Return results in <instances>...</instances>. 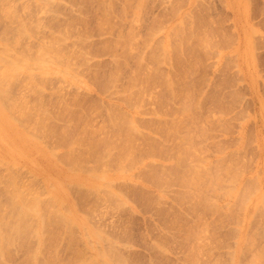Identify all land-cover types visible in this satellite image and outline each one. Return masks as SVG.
Here are the masks:
<instances>
[{
	"label": "rangeland",
	"instance_id": "1",
	"mask_svg": "<svg viewBox=\"0 0 264 264\" xmlns=\"http://www.w3.org/2000/svg\"><path fill=\"white\" fill-rule=\"evenodd\" d=\"M1 1L3 0H0V2ZM27 1L29 3H27ZM43 1L45 2V4L43 3ZM48 1L50 4H46ZM59 1L55 2L54 0H42L41 2L37 3L36 0H10L9 2H6V0H4L3 2L5 4L8 3L7 11L6 7H4L5 9L2 6L0 8L1 10L3 9V12L6 11L4 12L5 14H2L3 12H0L3 15L1 16L0 14V45L2 46L0 47V55H2L4 59L6 58V60L8 58L15 59L16 57L21 55L23 57H18L16 59L21 58L24 60L26 58V55L29 66L35 69L33 71L32 69L30 70L31 72L35 73H30V71L29 73L34 74L33 77L35 75L37 76L33 79V77L30 75L32 77L30 78V80L33 79V82H31L29 80V77H27L25 70H19L16 72L17 75L19 74L18 77L17 75H15L17 79L15 77L13 80H10V82L7 84L9 86L6 87V94H8L7 97H10L7 101L16 104V111L14 110L15 115H13L14 117L17 114V109H26L27 106H24L26 104H29L28 107H30L29 109L27 107V110H25L26 112H28V110L35 111H32L34 114L31 111L27 113L29 117L28 119H22V125L24 126H17L18 129L22 130L21 132L30 139V141L24 145L25 150L22 155L19 156L11 149L9 150L11 152L7 153L5 152L7 150L4 149L3 146H0V215L2 216L0 218L12 222V216H10V214L12 213L11 206L12 204H14L13 199L14 195L16 194H20V196H22V198L26 201H29L30 197L32 196V198L35 199L37 203L35 202V213L31 217L27 215L25 218V221L28 224V227L26 229L29 230V232L23 236L14 238L10 243L7 244V246L3 250V254L1 253L2 256L4 255L3 260L5 261L3 263L2 256H0V263L80 264L82 262V264H264V0H112L111 2H109L110 0H102V3L101 0H91V3L89 2L90 0H83V2L82 0ZM68 1H70L69 4L67 3ZM3 2V6H6ZM87 2H89L91 5H89V3L86 4ZM83 3H85L86 5ZM96 3L100 5H97ZM110 3L112 4V7ZM138 3L140 5V8L138 7ZM37 4L42 5V7L40 5V7L37 6ZM107 4L108 7H110L108 10ZM125 4H127V6H125ZM22 5L26 7V10ZM45 5L49 10L47 9V7L44 8ZM14 6L18 8V11L17 8L14 9ZM30 6H32L31 9ZM101 6L105 7L103 9L106 10L103 11ZM124 6L127 7V11L123 8ZM129 6L130 8H128ZM9 7L13 9H10ZM80 7L83 8L80 9ZM98 7L100 8V11L98 10ZM35 8L37 10H34ZM39 8H43V10H39ZM51 8L52 10H50ZM23 10L30 12L26 13ZM79 10H81V12ZM42 12L45 14L44 16ZM45 12H48L49 16H46ZM51 12L55 14H52L51 16L49 14ZM103 12L104 14H101ZM105 12L107 14H105ZM108 12L110 14L109 16ZM137 12L138 16L136 15ZM19 13L21 16H19L20 19L18 18ZM25 13L29 17H27ZM186 13L187 15H185ZM34 14H37L38 16ZM40 14L42 15L40 16ZM95 14H97L98 16ZM5 16L11 18H9V20L8 18H6L8 21L15 22L8 23L7 20L4 19ZM32 16L35 19L32 18ZM101 16H103V19L101 18ZM183 16H185L184 19L186 18V22L183 21ZM51 17L54 19H52ZM104 17H110L111 19L109 18L108 20V18ZM16 18H18V20ZM29 18H32V20ZM36 18L40 19V22ZM79 18H81V20ZM27 19L28 22H25L27 21ZM55 19L57 22L55 21ZM104 19L106 20V22L102 23V21L104 22ZM19 20H25L23 25L21 23L22 21L18 23ZM35 21H37L38 23ZM76 21L79 23H77ZM40 23H42V25L44 24L51 27L49 28L47 26H44L43 28ZM35 24L39 25L37 26ZM14 25H16V30L14 29ZM27 25L32 27H29ZM96 25L97 27H95ZM179 25L181 26L179 27ZM17 26H19V30ZM23 26L27 29L25 30ZM55 26L57 30L60 29L64 34L67 33V35L65 34V37L71 34L70 36H68L70 40L68 39V37L67 40L64 37V34L60 32V30H58L57 34L55 32L57 31L55 29ZM64 26L66 28H64ZM172 27H175L174 30L172 29ZM176 27L180 28L179 30H181V27H186V34H189V38L192 39L191 41H188V38L186 41L187 43H183L184 48L183 45L179 47L180 44H176L181 36V31L177 32L178 29ZM36 29L40 30L38 31ZM65 29L67 30L64 31ZM74 30L77 31L75 32ZM172 30L178 33V38L176 32L173 34L171 33L173 32ZM129 31L132 32H130V36L132 34V37L134 38V42L131 43L133 46H131L130 44L133 49L128 45L130 43L129 41L133 40L131 39L132 37L130 38L129 34H126L129 33ZM192 31L193 34L191 33ZM207 32L210 35L209 44L211 45L203 44V40L206 37L203 34H207ZM24 33H26V35ZM20 34H22L21 37ZM32 34L34 36H32ZM40 34H42V36ZM59 34L62 35V37ZM76 34L78 35L76 36ZM57 35H59L61 38H64L61 39ZM122 35H125L126 38L130 39H126L125 37H122ZM169 35H171V37L172 35L174 37L176 35L177 40H175V38L169 37ZM191 35H193V37H191ZM22 36H25V39ZM70 37L74 38L72 39ZM82 37L84 39H81ZM118 37H120L119 39L121 40H119ZM194 37L197 38V40H195ZM199 37H201V39ZM42 38L45 39V41ZM53 38L55 40L54 42L49 40H52ZM20 39H22L24 42H22ZM115 39L117 40V42L120 41L122 43L121 45L120 42L119 44L117 43L116 47L119 46V48L117 49L114 46L116 45ZM123 39H125L126 41L124 40L123 42ZM169 39H174L175 41H171ZM39 40H42V42H40ZM48 40L51 42L48 45L49 48L47 46L48 49H45V51L44 48L40 50V47H42L41 44L43 45V47L46 46L45 44H43V41L48 42ZM64 40L65 45L63 44ZM7 41H9L10 43L8 44ZM59 41H63V45L60 44ZM80 41L82 42L79 43ZM56 42L59 43V46ZM73 42H77V44H73ZM114 42L115 44L113 45ZM27 43H29V45L31 46L27 45ZM124 43L125 46H123ZM170 43H172L171 47H169ZM111 44L113 45V47L109 46ZM189 44L191 45L189 46ZM196 44H200L202 47L196 46ZM25 45H27V47ZM126 45L131 48H129V50L132 51L133 56L129 54L130 51H127L128 47L125 48ZM186 45L187 47H185ZM23 46H25L26 49H24ZM37 46L40 47L37 48ZM52 46L57 50V52L60 51L59 54H57V52L54 53V50H52ZM188 46H192L194 48L196 46V48H193L192 50V47L189 48ZM207 46H209L210 48H207ZM3 47H5V49L7 48L8 50L6 51H9V53L7 52V54H5L6 51H4ZM159 47L163 49L160 50L161 48ZM174 47L175 49L179 48L180 51L179 49H176L174 51ZM197 47L199 48L197 49ZM203 47L207 48V52L203 49ZM22 48L24 49V51ZM36 48L37 50L35 51ZM60 48L62 49V51ZM111 48H114V53ZM181 48L185 50L182 51ZM27 49L28 52L31 49H33L34 51L32 50L31 53H27ZM170 49L171 51L175 52H173L174 55L170 51ZM189 49H191L190 52ZM2 50L4 51L3 53H1ZM47 50L48 52H46ZM49 50L52 51L49 52ZM77 50L78 52L80 50H82L83 52L80 51L81 54L80 52L76 53ZM164 50V53H166V55L160 53H163ZM203 50L206 54L203 52ZM39 51L43 53L40 52L41 55L37 57V59H40L37 60L35 58L37 54L39 55ZM186 51H188V53ZM170 52L171 54H169ZM13 53L15 54L13 55ZM48 53H50L49 59L47 58ZM51 53L52 56H50ZM60 53H65L64 57L62 55L60 56ZM115 53L116 55H118L117 57H115ZM28 54H30V56L33 58V61H39L41 60L42 55L45 56L43 58L44 64L40 63L42 60L40 62L35 61L33 64V62H31L32 58ZM72 54L75 55V57L72 56ZM175 54H177V56L179 57H177ZM181 54H185L186 57ZM123 55L125 57H122ZM164 55L166 57H164ZM170 55H173L175 57H171ZM28 56L31 59L28 58ZM56 56L57 58H55ZM59 56L61 58L63 57V59H61ZM126 56H128V58ZM167 56L169 60H167ZM52 57L55 59H53ZM68 57L71 60H65L66 58L68 59ZM118 57H120L119 61L121 62L117 61ZM180 57H182L183 59ZM190 57L191 59L190 61H188ZM76 58L79 59L80 63L78 60H76ZM139 58L141 59L137 60ZM170 58H172V60ZM174 58H176L177 60ZM179 58L180 60L182 59L181 61L185 66L181 61H179ZM57 59H60V61H57V64L55 66V60ZM121 59H124L125 62ZM185 59L187 60V63L190 62L189 65L186 63ZM61 60L65 64L62 63ZM135 60L138 66L134 62ZM163 60H165L166 62ZM201 60L204 61L201 62ZM69 61L70 63H67L69 64L67 65L66 62ZM177 61L181 63L180 66V63L178 64ZM191 61L193 64L191 63ZM193 61L195 62V67ZM48 62L53 64H48ZM164 62L166 65L164 64ZM139 63L140 67L143 66L142 69L139 67ZM142 63L143 65H141ZM35 64L43 69L46 68L45 70H48L49 68L47 67H50L49 70H56V72L53 73L50 71L45 75H39L40 72L39 69H37L38 66L34 67L36 66ZM40 64L42 66H40ZM70 64L72 65L71 68ZM116 64L121 66V69L119 68V66H116ZM122 64L125 66H123ZM145 64L147 65V67L145 66ZM167 64L170 67H168ZM191 64L192 66H190ZM156 67L158 70L154 69ZM174 67H177V70ZM182 67H184V69ZM190 67L194 68L192 69ZM137 68H140L141 70H139L141 72L145 68L142 75H140L141 72L139 70H136ZM115 69H118L119 71ZM63 71L68 75L70 74V76H68ZM74 71H76L75 74ZM135 71H138L140 73H137L136 75ZM188 71H190L191 73ZM154 72L157 74H154ZM115 73L116 75L118 74V77L115 76ZM71 74L73 75L71 76ZM133 74L138 78L140 76H143V78H140L139 80L134 76V78L136 79L135 81L134 78L132 79ZM74 76L77 80L73 79ZM109 77H112V79L110 78L112 82H110L111 80L108 79ZM113 77L115 80L113 79ZM144 77L146 81L143 80ZM184 77L187 79H185ZM129 78L130 80L132 79V81H128ZM171 78L173 79L171 80ZM160 79L161 81H158ZM166 79L170 82L166 81ZM35 81L37 84L35 83ZM137 81L139 82L137 83ZM25 84L28 86L30 85L31 88H36L32 90L28 86L26 87ZM23 85L25 89L23 88ZM129 88L131 90H127ZM167 88H169L170 90ZM21 90L22 92L25 91V94L22 93ZM28 91L30 92V94H28ZM52 91L54 92V95ZM122 94H124V96ZM191 95H193L194 97H191ZM18 96L22 98H18ZM16 97L18 99H16ZM22 99L25 100L22 101ZM16 100H19L20 102H17ZM190 100H193L192 103ZM26 101L28 103H26ZM185 102L188 103L184 105ZM30 103H33L34 107H31ZM63 103L64 105L66 103L67 106L65 107ZM69 105L71 106L68 107ZM181 105L183 106V108H181ZM43 106L46 113L44 112V110L41 111L43 109ZM113 106L115 108H112ZM184 108L186 109V111L188 109V111H185V113ZM190 108H193V111H191V113L189 111L191 110ZM36 109H39L38 111L41 113H38ZM179 110H181V113ZM111 111L113 112V115ZM42 112H44L45 115L42 114ZM108 112L110 113L108 114ZM35 113H38L39 115ZM67 113H70L69 116ZM118 113L127 115L130 117V119L127 116H125L124 118V115H118ZM191 117L192 120H190ZM33 118L38 119L40 123L38 124V126H33L30 123L31 119ZM17 120L15 119V122H17ZM112 121L113 123H111ZM178 121L180 122V124L178 123ZM159 122H161V124H159ZM174 122L177 126L174 124ZM110 123L111 125L113 124V126H111ZM112 127L116 129H113ZM127 128H130L129 131ZM95 129H97V131ZM121 129H123V131ZM172 129L174 132H176L177 129V133H173L171 131ZM117 130L121 132V136L118 135L120 133ZM134 130H136V132L138 131L137 133L140 135L138 136L136 132H133ZM139 130L141 132L143 131L142 133L145 136L141 135ZM162 130L163 133H161ZM198 130L202 131V134ZM127 131L128 133L125 134ZM64 133H66V135ZM103 133L106 134L107 137ZM62 134H64V136ZM88 134L90 137L88 136ZM36 135L38 138L36 137ZM126 136H128L129 139ZM142 136L143 138H141ZM182 137L183 139L181 140L180 138ZM63 138H65L66 140ZM73 138H75L76 141ZM76 138H78L81 143ZM112 138H114L115 140ZM131 138L134 139V141H132ZM87 140L91 142H88ZM128 140L134 143H130V141L128 142ZM96 141L97 143L99 142V144H97ZM108 141L111 142L108 143ZM123 141H127L128 144L126 142V144L123 143ZM71 142L75 144H72ZM114 143L116 144V146L114 145ZM117 143L120 145H118ZM130 144H132L133 146L131 147ZM182 145L184 147H182L181 149ZM71 146L72 148L74 147L73 151L75 150V152L73 153ZM176 146L178 147V149L176 148ZM78 147L80 148L78 149ZM95 147H100V149H97ZM115 147L121 148H117V150ZM51 149H53V154L50 151ZM69 149H71V151ZM101 149L104 150L102 151ZM122 149L123 152L121 151ZM129 149L133 151L134 154H132V152H128L130 151ZM68 150L70 151V153ZM124 150L126 151L125 153ZM194 150L197 153H195ZM92 151L93 153H91ZM109 151L112 152L110 153ZM116 151H118V154ZM128 153H130V155ZM54 154H57L58 156H55ZM108 154L111 155L106 156ZM125 154H128L129 157L128 155L124 156ZM131 155L134 157L136 155V157L134 158ZM171 156L177 158L174 159L175 162L173 161ZM185 156L186 158H184ZM223 156H225L226 158ZM94 157L96 160L94 159ZM121 157L126 158L128 162H126V160L122 159ZM167 158L168 160L166 161ZM120 159L122 162L120 161ZM74 160H76L77 162ZM181 160L184 161L182 162ZM187 160L189 161L187 163H184ZM178 161L180 163L182 162L181 164H183L184 166L186 165V169L183 165L182 167H180L181 164ZM75 163L78 164L76 165ZM177 163L180 164V166ZM189 163H191V165H189ZM196 163L198 164L196 165ZM101 164H103V166ZM119 164H121L122 166H119ZM194 165H196L197 167ZM162 167L164 171L162 170ZM194 167L201 170L198 169L199 171H196V168ZM114 168H117V171ZM174 168L176 169L174 170ZM187 168L190 169L191 172H189ZM221 168H223V170ZM183 170L184 173L181 172ZM175 172L179 173L176 174ZM197 172H199L200 174H198ZM210 172L212 174H210ZM189 173L190 175L188 176ZM180 174L182 175L181 177ZM106 175L111 179H105L104 177H106ZM192 175L193 177H191ZM198 175H200L199 178ZM208 176L211 177L209 178ZM203 177L205 180L202 179ZM193 178L196 179L194 180ZM229 181H231L232 183H230ZM106 182L108 184H105ZM208 183H210L211 186ZM68 184H70V186ZM183 184L186 186H184ZM204 184L206 186H204ZM232 185H234V188ZM99 187L101 191L98 189ZM198 187L200 188V190ZM204 187L206 188V191ZM108 191L111 193H109ZM221 191H223L224 193ZM238 191H240V193ZM106 192L110 194V196ZM227 192L231 195H227ZM201 193H204L205 195H202ZM113 194L115 196H113ZM205 196H207V199H209L207 200ZM229 197L231 200L229 199ZM262 198L263 201H261ZM193 201L196 204L197 202L199 204L196 205ZM116 202L118 204H116ZM52 204L54 205L52 206ZM61 205L63 207H61ZM206 207L208 208V210ZM51 210H54L56 213H53V211L50 212ZM37 211H39V213ZM57 213L61 214L62 216L64 215L66 217L64 219L66 220H59V218L57 217ZM198 215H200V217H198ZM178 218L180 219V221ZM65 224L66 227L64 226ZM69 225L71 227H68ZM4 226L5 225H0V230H8V228L10 227ZM193 230L195 231V234ZM188 234H190L191 236ZM193 236H195L194 239ZM197 238H200V240ZM192 243L194 245H192ZM35 244L37 247L35 246ZM192 248L193 250L195 248V251H191ZM34 253H36L37 255H34ZM189 253L191 255H189ZM99 254L100 256H98ZM230 257H232V259ZM109 260H111L112 262Z\"/></svg>",
	"mask_w": 264,
	"mask_h": 264
},
{
	"label": "bare ground",
	"instance_id": "2",
	"mask_svg": "<svg viewBox=\"0 0 264 264\" xmlns=\"http://www.w3.org/2000/svg\"><path fill=\"white\" fill-rule=\"evenodd\" d=\"M3 1H4V0H3ZM3 1L0 2V8H1V6H2L3 8L6 7V11H7V6H8L7 4H8V3L5 4ZM9 1H10V0H8V1L6 0V2H9ZM14 1H15V0H14ZM29 1H33V0H29ZM36 1H37V3H38V2H41L42 0H41V1H40V0H39V1L36 0ZM51 1H53V0H51ZM54 1H55V2H58L59 0H58V1H57V0H54ZM62 1H63V0H62ZM73 1H75V0H73ZM76 1H77V0H76ZM111 1H112V0H110L109 2H111ZM114 1H116V0H114ZM117 1H118V0H117ZM131 1H132V0H131ZM2 2H3L4 5H6V6H3ZM17 2H18V1H17ZM59 2H60V1H59ZM69 2H70V1H68L67 3L69 4ZM82 2H83V0H82ZM89 2L91 3V0H90ZM89 2H87L86 4H88ZM106 2H107V1H106ZM127 2H128V1H127ZM127 2H125V3H127ZM11 3H12V1H11ZM13 3H14V2H13ZM19 3H20V2H19ZM27 3H29V2L27 1ZM35 3H36V2H35ZM43 3L45 4L44 1H43ZM43 3H42V4H43ZM53 3H54V2H53ZM71 3H74V2H71ZM76 3H77V2H76ZM90 3H89V5H91ZM101 3H102V0H101ZM112 3H113V2H112ZM140 3H141V2H140ZM1 4H2V5H1ZM23 4H24V3H23ZM46 4H50L49 1H48ZM54 4H55V3H54ZM83 4H85V3H83ZM86 4H85V5H86ZM93 4H94V3H93ZM96 4H97V3H96ZM110 4H111V3H110ZM110 4H109V5H110ZM142 4H143V3H142ZM34 5H35V4H34ZM39 5H40V4H39ZM39 5L37 4V6H39ZM51 5H52V4H51ZM56 5H57V4H56ZM56 5H55V6H56ZM60 5H61V4H60ZM60 5H59V7H60ZM79 5H80V4H79ZM79 5H78V6H79ZM97 5H100V4H97ZM101 5H102V4H101ZM123 5H124V4H123ZM11 6H13V5H11ZM22 6H23V5H22ZM25 6H26V2H25ZM25 6H23V8H24ZM32 6H33V5H32ZM32 6H30V9H31ZM37 6H36V7H37ZM40 6L42 7V5H40ZM40 6H39V7H40ZM66 6H67V5H66ZM87 6H88V5H87ZM95 6H96V5H95ZM103 6H104V5H103ZM125 6H127V4H125ZM125 6H124L123 8L126 10L127 7H125ZM132 6H133V5H132ZM139 6H140V5H139V3H138V7H139ZM19 7H20V6H19ZM45 7H47V6L45 5L44 8H45ZM59 7H58V8H59ZM74 7H75V6H74ZM99 7H100V6H99ZM99 7H98V8H99ZM101 7H102V6H101ZM107 7H108V4H107ZM111 7H112V4H111ZM134 7H135V6H134ZM138 7H137V8H138ZM9 8H10V9H13V8H11V7H9ZM9 8H8V9H9ZM15 8H17V7L14 6V9H15ZM28 8H29V7H28ZM55 8H57V7H55ZM78 8H79V7H78ZM81 8H83V7H80V9H81ZM103 8H105V7H102V9H103ZM109 8H110V7H108L107 10H108ZM128 8H130V6H129ZM139 8H140V7H139ZM171 8H172V7H171ZM4 9H5V8H4ZM24 9L26 10V7H25ZM47 9H48V7H47ZM47 9H46V11H47ZM111 9H112V8H111ZM25 10H23V11H25ZM32 10H33V9H32ZM34 10H37V9L35 8ZM39 10H43V8H42V9L39 8ZM48 10H49V9H48ZM50 10H52V8H51ZM73 10H74V9H73ZM96 10H97V8H96ZM98 10L100 11V8H99ZM105 10H106V9H105ZM105 10L103 9V11H105ZM129 10H130V9H129ZM133 10H134V9H133ZM136 10H138V9H136ZM6 11H4V12H6ZM17 11H18V8H17ZM19 11H20V9H19ZM55 11H56V10H55ZM55 11H54V12H55ZM60 11H61V10H60ZM79 11L81 12V10H79ZM110 11H111V10H110ZM123 11H124V10H123ZM126 11H127V10H126ZM178 11H179V10H178ZM0 12L2 13V12H3V9H2V10L0 9ZM4 12H3L2 14H5ZM25 12H26V13H29L30 11H29V12L25 11ZM37 12H38V11H37ZM37 12H36V13H37ZM48 12H50V11H48ZM48 12H47V13L45 12V13H46V16L48 15ZM57 12H58V11H57ZM62 12H63V11H62ZM80 12H79V13H80ZM101 12H102V10H101ZM1 13H0V14H1ZM26 13H25V14H26ZM34 13H35V12H34ZM42 13H43V12H42ZM55 13H56V12H55ZM55 13H52V12H51V13H49V14L52 16V14H55ZM77 13H78V11H77ZM95 13H96V12H95ZM98 13H99V12H98ZM112 13H113V12H112ZM112 13H111V14H112ZM123 13H124V12H123ZM129 13H130V12H129ZM2 14H1V16H3ZM6 14H7V13H6ZM58 14H59V13H58ZM63 14H64V13H63ZM75 14H76V13H75ZM101 14H104V12L101 13ZM105 14H107V13L105 12ZM121 14H122V13H121ZM26 15H27V14H26ZM26 15H25V16H26ZM34 15L38 16L37 14H34ZM41 15H42V14H40V16H41ZM44 15H45V14L43 13V16H44ZM56 15H57V14H56ZM78 15H79V14H78ZM95 15H97V14H95ZM109 15H110V14H109V12H108V16H109ZM133 15H134V14H133ZM136 15L138 16V12H137ZM141 15H142V14H141ZM185 15H187V13H186ZM16 16H17V15H16ZM19 16H20V13H19V15H18V18H19ZM30 16H31V14H30ZM48 16H49V15H48ZM61 16H63V15H61ZM97 16H98V15H97ZM105 16H106V15H105ZM111 16H112V15H111ZM137 16H136V17H137ZM20 17H21V16H20ZM27 17H29V16L27 15ZM102 17H103V16H101V18H102ZM184 17H185V16L182 17V18H183V21L186 20V18L184 19ZM6 18H8V17L5 16L4 19L7 20ZM9 18H10V17H9ZM9 18H8V20H9ZM18 18H16V19L18 20ZM32 18H34V17L32 16ZM32 18H29V19L32 20ZM51 18H52V17H51ZM54 18H55V16H54ZM54 18H52V19H54ZM56 18H57V17H56ZM65 18H66V17H65ZM85 18H86V17H85ZM104 18H108V17H104ZM109 18H110V17H109ZM109 18H108V20H109ZM182 18H181V21H182ZM194 18H195V17H194ZM10 19H11V18H10ZM14 19H15V18H14ZM19 19H20V18H19ZM34 19H35V18H34ZM36 19H37V18H36ZM75 19H76V18H75ZM79 19L81 20V18H79ZM79 19H78V20H79ZM82 19H83V18H82ZM102 19H103V18H102ZM110 19H111V18H110ZM125 19H126V18H125ZM129 19H130V17H129ZM131 19H132V18H131ZM134 19H135V18H134ZM188 19H189V18H188ZM8 20H7V22L9 23L10 21H8ZM37 20H39V22H40V19H37ZM83 20H84V19H83ZM99 20H100V19H99ZM108 20H107V21H108ZM211 20H212V19H211ZM21 21H22V20H19L18 23H20ZM24 21H25V20H24ZM24 21L21 22L22 25H23ZM55 21H56V19H55ZM84 21H85V20H84ZM96 21H97V20H96ZM101 21H102V20H101ZM181 21H180V23H181ZM196 21H197V20H196ZM4 22H5V21H4ZM14 22H15V21H14ZM14 22H10V23H14ZM25 22H28V19H27V21H25ZM35 22H37V21H35ZM41 22H42V21H41ZM56 22H57V21H56ZM76 22H77V21H76ZM80 22H81V21H80ZM105 22H106V20L104 19V22L102 21V23H105ZM140 22H141V21H140ZM185 22H186V21H185ZM194 22H195V21H194ZM210 22H211V21H210ZM29 23H30V22H29ZM32 23H33V22H32ZM32 23H31V24H32ZM37 23H38V22H37ZM62 23H63V22H62ZM69 23H70V20H69ZM77 23H79V22H77ZM111 23H112V22H111ZM136 23H137V22H136ZM157 23H159V22H157ZM182 23H183V22H182ZM27 24H28V23H27ZM40 24L42 25V23H40ZM74 24H75V23H74ZM80 24H81V23H80ZM83 24H85V23H83ZM97 24H98V23H97ZM112 24H113V23H112ZM129 24H130V23H129ZM195 24H196V23H195ZM201 24H202V23H201ZM8 25H9V24H8ZM11 25H13V24H11ZM25 25H26V24H25ZM35 25H37V24H35ZM38 25H39V24H38ZM38 25H37V26H38ZM52 25H53V24H52ZM54 25H56V24H54ZM58 25H59V24H58ZM60 25H61V24H60ZM71 25H72V22H71ZM99 25H100V24H99ZM99 25H98V27H99ZM133 25H134V24H133ZM138 25H139V24H138ZM176 25H177V24H176ZM182 25H183V24H182ZM186 25H187V23H186ZM9 26H10V25H9ZM15 26H16V25H14V29H15ZM27 26H29V25H27ZM42 26H43V28H44V26H47V25H44V24H43ZM42 26H40V27H42ZM66 26H67V25H66ZM73 26H74V25H73ZM73 26H72V27H73ZM75 26H76V25H75ZM85 26H86V25H85ZM180 26H181V25H179V27H180ZM21 27H22V26H21ZM23 27H24V26H23ZM29 27H32V26H29ZM47 27L50 28L51 26H47ZM57 27H58V26H57ZM62 27H63V26H62ZM95 27H97V25H96ZM187 27H188V26H187ZM192 27H193V26H192ZM17 28H18V30L20 29L19 26H17ZM24 28H25V30L27 29L26 27H24ZM49 28H47V29H49ZM52 28H53V27H52ZM60 28H61V27H60ZM64 28H66V27L64 26ZM73 28H74V27H73ZM73 28H72V29H73ZM78 28H79V27H78ZM174 28H175V27H174ZM174 28L172 27L173 30H174ZM176 28H177V27H176ZM185 28H186V27H181V30H179L180 28H177V29H178L177 32H180V31H181V32H180V34H181L180 39H178L179 41H178V42L176 41L177 43L175 42L176 44H180L179 47H181V46L183 45V43H187L186 41H187V39L189 38V36H188L189 34H186L187 29H185ZM40 29H41V28H40ZM40 29H39V30H40ZM55 29H56V26H55ZM68 29H69V28H68ZM111 29H112V28H111ZM191 29H192V28H191ZM2 30H3V29H2ZM15 30H16V29H15ZM29 30H30V29H29ZM34 30H35V28H34ZM36 30H38V29H36ZM39 30H38V31H39ZM49 30H51V29H49ZM56 30H57V29H56ZM58 30H60V29H58ZM58 30L55 31V32L57 33ZM66 30H67V29H65L64 31H66ZM70 30H71V29H70ZM173 30H172V31H173ZM175 30H176V29H175ZM185 30H186V31H185ZM206 30H207V29H206ZM41 31H43V30H41ZM71 31H72V30H71ZM74 31L76 32L77 30H74ZM108 31H109V30H108ZM159 31H160V30H159ZM189 31H190V30H189ZM16 32H17V31H16ZM16 32H14V33H16ZM28 32H29V31H28ZM52 32H54V31H52ZM52 32H51V33H52ZM60 32H61V30H60ZM67 32H68V31H67ZM69 32H70V31H69ZM91 32H92V31H91ZM103 32H104V31H103ZM127 32H128V31H127ZM130 32H131V31H129V33H126V34H129V36H130ZM157 32H158V31H157ZM169 32H170V31H169ZM175 32H176V31H173V32H171V33L173 34V33H175ZM177 32H176V34H177V38H178L179 36H178V33H177ZM33 33H34V32H33ZM37 33H38V32H37ZM37 33H36V34H37ZM61 33H63V32H61ZM71 33H72V32H71ZM108 33H109V32H108ZM131 33H132V32H131ZM154 33H155V32H154ZM189 33H190V32H189ZM191 33L193 34V31H192ZM203 33H204V32H203ZM24 34L26 35V33H24ZM27 34H28V33H27ZM36 34H35V35H36ZM38 34H39V33H38ZM57 34H58V33H57ZM63 34H64V33H63ZM65 34L67 35V33H65ZM65 34H64V37L66 36ZM73 34H74V33H73ZM110 34H111V32H110ZM126 34H125V35H126ZM1 35H2V34H1ZM21 35H22V34H20V37H21ZM40 35L42 36V34H40ZM59 35H60V34H59ZM59 35H57V36H59ZM70 35H71V34H70ZM70 35H68V36H70ZM77 35H78V34H76V36H77ZM125 35H124V36L122 35V37H125ZM203 35L206 36L205 39L203 40V44H205V45H206V44H209V40H210V35H209V33L207 32V34H203ZM2 36H3V35H2ZM18 36H19V34H18ZM32 36H34V35L32 34ZM32 36H31V38H32ZM53 36H54V33H53ZM60 36L62 37V35H60ZM60 36H59V37H60ZM68 36H67V37H68ZM73 36H74V35H73ZM81 36H82V35H81ZM81 36H78V37H81ZM22 37H23V36H22ZM24 37H25V36H24ZM24 37H23V38H24ZM28 37H30V36H28ZM28 37H27V38H28ZM36 37H37V36H36ZM51 37H52V36H51ZM61 37H60V38H61ZM64 37H63V38H64ZM67 37H65V38L67 39ZM120 37H121V36H120ZM120 37H118V39H119ZM122 37H121V38H122ZM127 37H128V36H127ZM131 37H132V34H131L130 38H131ZM169 37H171V35H169ZM191 37H193V35H191ZM195 37H197V36H195ZM195 37H194V39L197 40V38H195ZM213 37H214V36H213ZM45 38H46V36H45ZM57 38H58V37H57ZM60 38H59V39H60ZM63 38H61V39H63ZM70 38H72V37H70ZM73 38H74V37H73ZM73 38H72V39H73ZM125 38H126V37H125ZM130 38H126V39H130ZM136 38H137V37H136ZM140 38H141V37H140ZM171 38H175V40H177V39H176V35H175V37L172 35ZM199 38L201 39V37H199ZM199 38H198V39H199ZM24 39H25V38H24ZM42 39H43V38H42ZM68 39H69V37H68ZM68 39H67V40H68ZM81 39H84V38L82 37ZM131 39H133V40H130V41H129V42H130V43L128 44L129 46H130L131 43L134 42V38L132 37ZM194 39H193V40H194ZM6 40H7V39H6ZM20 40H21L22 42H24L22 39H20ZM20 40H19V41H20ZM28 40H29V39H28ZM32 40H33V39H32ZM36 40H37V38H36ZM43 40L45 41V39H43ZM46 40H47V38H46ZM49 40L52 41V42L55 41L54 38H53L52 40H51V39H49ZM49 40H48L49 43L43 41V44L46 45V46L44 45L45 47H43V45L41 44L42 47L37 46V48L40 47V50L44 48V51H45V49H48V48H49L48 45L51 43ZM56 40H57V39H56ZM69 40H70V39H69ZM115 40H116V39H115ZM119 40H121V39H119ZM124 40H125V39H123V42H124ZM169 40H171V39H169ZM172 40L175 41L174 39H172ZM172 40H171V41H172ZM191 40H192V39L189 38L188 41H191ZM195 40H194V41H195ZM9 41H10V40H9ZM9 41H7L8 44L10 43ZM30 41H31V39H30ZM39 41L42 42V40H39ZM74 41H75V40H74ZM82 41H84V40H82ZM82 41H80L79 43H81ZM125 41H126V40H125ZM194 41H193V43H194ZM4 42H5V39H4ZM4 42H3V43H4ZM26 42H27V41H26ZM32 42H34V41H32ZM59 42H60V44L63 43V41H59ZM71 42H72V41H71ZM77 42H78V40H77ZM77 42H76V43L73 42V44H77ZM115 42H116V45H114ZM115 42L113 43V45L116 47V46H117V43L119 44L120 41L117 42V40H116ZM199 42H200V41H199ZM46 43H47V44H46ZM56 43H58V42H56ZM125 43H126V42H125ZM125 43H124L123 46H125ZM127 43H128V42H127ZM144 43H145V42H144ZM146 43H147V42H146ZM153 43H154V42H153ZM161 43H162V42H161ZM188 43H189V42H188ZM6 44H7V43H6ZM63 44L65 45V40H64V43H63ZM63 44H62V45H63ZM69 44H70V43H69ZM69 44H68V45H69ZM121 44H122V43L120 42V45H121ZM171 44H172V43H170V46H169V47H171ZM176 44H175V45H176ZM200 44H201V43H200ZM200 44H199V45L196 44V46H201L202 44H201V45H200ZM2 45H3V44H2ZM11 45H12V44H11ZM27 45H29V43H27ZM27 45H25V46L27 47ZM33 45H34V44H33ZM33 45H32V46H33ZM56 45H57V44H56ZM56 45H53V46H56ZM113 45L111 44V45H109V46H112V47H113ZM160 45H161V44H160ZM190 45H191V44H189V46H190ZM193 45H195V44H193ZM193 45H192V46H193ZM209 45H211V44H209ZM25 46H23L24 49H26ZM29 46H31V45H29ZM47 46H48V48H47ZM53 46H52V50H54V53H55V52H57V50L54 49ZM58 46H59V43H58ZM69 46H70V45H69ZM80 46H81V45H80ZM84 46H85V45H84ZM123 46H122V47H123ZM131 46H133V45L131 44ZM131 46H130V47H131ZM147 46H148V45H147ZM189 46H188V47H189ZM192 46H191V47H192ZM196 46H195V48H196ZM0 47H2V46L0 45ZM21 47H22V46H21ZM78 47H79V44H78ZM127 47H128V46L126 45L125 48H127ZM130 47H128L127 51H130V50H129ZM134 47H135V46H134ZM161 47H162V46H161ZM161 47H159V48H161ZM185 47H187V45H186ZM191 47H189V48H191ZM201 47H202V46H201ZM201 47H200V49H201ZM3 48H4V51L8 50L7 48L5 49V47H3ZM10 48H11V47H10ZM10 48H9V49H10ZM29 48H31V47H29ZM29 48H28V49H29ZM34 48H35V47H34ZM37 48L35 49V51L37 50ZM50 48H51V45H50ZM61 48H62V46H61ZM61 48H60V49H61ZM70 48H71V47H70ZM105 48H107V47H105ZM105 48H103V49H105ZM117 48H119V46L116 47V49H117ZM120 48H121V47H120ZM131 48L133 49V47H131ZM131 48H130V49H131ZM153 48H154V46H153ZM183 48H184V45H183ZM183 48H181L182 51L185 50V49H183ZM193 48H194V47H192V50H193ZM195 48H194V49H195ZM198 48H199V47H197V49H198ZM205 48H206V47H203V49L206 51L207 48H210V47L207 46V48H206V49H205ZM22 49H23V48H22ZM24 49H23V51H24ZM28 49H27V53H29V52L31 53V51L33 50V49H31V50L28 52ZM63 49H65V48H63ZM80 49H81V48H80ZM86 49H87V48H86ZM111 49H112V51H113L114 48H111ZM116 49H115V50H116ZM123 49H124V48H123ZM123 49H122V50H123ZM138 49H139V48H138ZM148 49H149V48H148ZM162 49H163V48H161L160 50H162ZM164 49H165V48H164ZM176 49H177V48H176ZM176 49H175V47H174V51H175ZM178 49H179V48H178ZM178 49H177V50H178ZM214 49H215V48H214ZM0 50H1V49H0ZM11 50H12V49H11ZM20 50H21V49H20ZM38 50H39V49H38ZM52 50H51V51H52ZM55 50H56V51H55ZM58 50H59V47H58ZM73 50H74V49H73ZM75 50H76V49H75ZM136 50H137V49H136ZM166 50H167V49H166ZM186 50H187V49H186ZM204 50H203V52H204ZM4 51L2 50L1 53H3ZM16 51H18V50H16ZM33 51H34V50H33ZM51 51L49 50V52H51ZM61 51H62V49H61ZM71 51H72V50H71ZM80 51H82V50H80ZM80 51H79V52H80ZM123 51H124V50H123ZM125 51H126V49H125ZM168 51H169V50H168ZM168 51H167V53H168ZM170 51H171V49H170ZM174 51H171V52L173 53ZM179 51H180V49H179ZM182 51H181V52H182ZM190 51H191V49H189V52H190ZM209 51H210V50H209ZM7 52L9 53V51H6L5 54H7ZM18 52H19V51H18ZM40 52H41V51H39V55H38V54L36 55V58L34 57L35 59H37V57L41 55ZM46 52H48V50H47ZM59 52H60V51H59ZM59 52H57V54H59ZM63 52H65V51H63ZM73 52H74V51H73ZM77 52H78V50L76 51V53H77ZM79 52H78V53H79ZM82 52H83V51H82ZM116 52H117V51H116ZM164 52H165V50L163 51V53H162V52H160V53L166 55V53H164ZM171 52H170L169 54H171ZM186 52L188 53V51H186ZM186 52H185V54H186ZM203 52H202V53H203ZM206 52H207V51H206ZM19 53H21V52H19ZM23 53H24V52H23ZM35 53H37V52H35ZM41 53H43V52H41ZM52 53H53V52H52ZM52 53H51L50 56H52ZM61 53H62V52H61ZM61 53H60V56L62 55V56L64 57V54H65V53H63V54H61ZM66 53H67V52H66ZM71 53H72V52H71ZM71 53H70V54H71ZM76 53H74V54H76ZM86 53H87V52H86ZM110 53H111V52H110ZM110 53H109V54H110ZM113 53H114V51H113ZM125 53H126V52H125ZM174 53H175V52H174ZM174 53H173V55H174ZM177 53H178V52H177ZM204 53H205V52H204ZM208 53H209V52H208ZM14 54H15V53H13V55H14ZM49 54H50V53H48V57H47L48 59H49ZM70 54H68V55H70ZM80 54H81V52H80ZM84 54H85V53H84ZM129 54H131V55L133 56L132 51H130ZM169 54H168V55H169ZM185 54H184V55L181 54V55H183L184 57H186ZM205 54H206V53H205ZM3 55H4V54H3ZM8 55H9V54H8ZM8 55H7V56H8ZM18 55H21V54H18ZM28 55L30 56V54H28ZM45 55H46V53H45ZM53 55H54V54H53ZM55 55H56V54H55ZM66 55H67V54H66ZM66 55H65V56H66ZM78 55H79V54H78ZM82 55H83V54H82ZM82 55H81V56H82ZM98 55H99V54H98ZM125 55H126V54H125ZM165 55H164V57H166ZM173 55H172V56L170 55V56H171V57H175V56H173ZM175 55L177 56V54H175ZM178 55H179V54H178ZM188 55H189V54H188ZM192 55H193V54H192ZM192 55H191V56H192ZM5 56H6V55H5ZM11 56H12V55H11ZM11 56H10V57H11ZM15 56H17V55H15ZM29 56H28V58L31 57V56H30V57H29ZM34 56H35V54H34ZM42 56H43V55H42ZM42 56H41V60H42V61H41V60L37 61V60L40 59V58H38L37 60H35V59H34V60H35L36 62H40V61H41L40 63H41V64H44V63H43V60H44L43 58H44L45 56H43V57H42ZM60 56H59V57H60ZM72 56L75 57V55H73V54H72ZM76 56H77V55H76ZM117 56H118V55H116V53H115V57H117ZM128 56H130V55H128ZM128 56H126V57L128 58ZM141 56H142V55H141ZM162 56H163V55H162ZM170 56H169V57H170ZM201 56H202V55H201ZM205 56H206V55H205ZM8 57H9V56H8ZM18 57H23V56L21 55V56H18ZM18 57H16V58H18ZM25 57L27 58L26 55H25ZM25 57H24V58H25ZM59 57H58V58H59ZM63 57H62V58L60 57V58L63 59ZM77 57H78V56H77ZM122 57H125V56L123 55ZM122 57H121V58H122ZM177 57H179V56H177ZM16 58H15V59H14V58H12V59H11V58H8V59L6 60V58L4 59V58L2 57V55H0V146H3V148L7 150V151H5V152H7V153H8V152H11V151H9V150L11 149V150H13L14 152H16L19 156H21L22 153H23L24 150H25L24 145H25L26 143H28V142L30 141V139H29L24 133H22V132H21L22 130H19L18 127L24 126V125H22V119H24V118H25V119H28L29 117H28V114H27V113H29L31 110H30V111L28 110V112L25 111V110H27V107L29 106V104H28V105L26 104V103H28V102L26 101V103H24V104H26V105H24V106H25V107L27 106L26 109H21V110L17 109V114H16V116L14 117L13 115H15L14 110H15V108H16V104L7 101L8 98H10V97H7L8 94H6V92H7V91H6V87L9 86V85H7V84L10 82V80H13V79L16 77L15 75H17V74H16L17 71H19V70H20V71H21V70H25V72H26V74H27V77H29V80H30V78H32L33 75H34V74H30V73H35V72H31L30 70L32 69V71H33V70H35V69H34V68H31V67L29 66V63H28V61H27L26 58H25L24 60L21 59V58H20V59H16ZM31 58H32V57H31ZM31 58H30V59H31ZM52 58H53V57H52ZM55 58H57V56H56ZM55 58H53V59H55ZM81 58H83V57H81ZM81 58H80V59H81ZM85 58H86V57H85ZM133 58H134V57H133ZM133 58H132V59H133ZM136 58H137V57H136ZM167 58H168V56H167ZM167 58H166V59H167ZM180 58H182V57H180ZM180 58H179V61H181V60L183 59V58H182V59L180 60ZM69 59H70V58L68 57V59L66 58L65 60L68 61ZM130 59H131V58H130ZM134 59H135V58H134ZM140 59H141V58H139V59H137V60H140ZM147 59H149V58H147ZM162 59H164V58H162ZM170 59L172 60V58H170ZM174 59H176V58H174ZM187 59H188V58H187ZM190 59H191V57L189 58L188 61H190ZM208 59H209V58H208ZM25 60H26V61H25ZM70 60H71V59H70ZM73 60H74V59H73ZM76 60L79 61V59H77V58H76ZM113 60H114V59H113ZM119 60H120V57H118V60H117V61H119ZM121 60L124 61V59H121ZM125 60H127V59H125ZM167 60H169V58H168ZM176 60H177V59H176ZM185 60H186V59H185ZM29 61H30V60H29ZM35 61H33V58H32V61H31V62H33V64H34ZM45 61H46V60H45ZM45 61H44V62H45ZM57 61H60V59H59V60H58V59L55 60V62H56V63L54 62V63H55V66H56V64H57ZM81 61H82V60H81ZM115 61H116V60H115ZM128 61H129V59H128ZM161 61H162V60H161ZM163 61H165V60H163ZM183 61H184V60H183ZM202 61H204V60H201V62H202ZM51 62H52V61H51ZM61 62L64 63L62 60H61ZM72 62H74V61H72ZM119 62H121V61H119ZM124 62H125V61H124ZM124 62H123V63H124ZM134 62L136 63V60H135ZM138 62H139V61H138ZM140 62H141V61H140ZM142 62H144V61H142ZM149 62H150V61H149ZM153 62H154V61H153ZM158 62H159V61H158ZM165 62H166V61H165ZM165 62H164V64H165ZM175 62H176V61H175ZM181 62H182V61H181ZM193 62H194V61H193ZM49 63H50V62H48V64H49ZM67 63H70V61H69V62H66V64H67ZM76 63H77V62H76ZM79 63H80V61H79ZM82 63H83V62H82ZM115 63H116V62H115ZM115 63H114V65H115ZM151 63H152V62H151ZM161 63H162V62H161ZM161 63H160V64H161ZM177 63L179 64L180 62L177 61ZM186 63H187V60H186ZM186 63H185V64H186ZM191 63H192V61H191ZM31 64H32V63H31ZM41 64H40V66H42ZM48 64H47V65H48ZM50 64L52 65L53 63H50ZM59 64H60V62H59ZM64 64H65V63H64ZM64 64H62V65H64ZM72 64H73V63H72ZM117 64H119V63H117ZM117 64H116V66H119V65H117ZM136 64H137V63H136ZM158 64H159V63H158ZM168 64H169V62H168ZM168 64H167V66H168ZM175 64H176V63H175ZM182 64H183V62H182ZM187 64L189 65L190 62L187 63ZM192 64H193V63H192ZM192 64H191L190 66H192ZM198 64H199V63H198ZM200 64H201V63H200ZM35 65H36V66H34V65H33V66H34V67H37V66H38L37 64H35ZM45 65H46V64H45ZM67 65H69V64H67ZM122 65H123V64H122ZM141 65H143V63H142ZM165 65H166V64H165ZM171 65H172V64H171ZM180 65H181V63L179 64V66H180ZM183 65H184V64H183ZM183 65H182V66H183ZM60 66H61V64H60ZM71 66H72V65L70 64V68H71ZM80 66H81V65H80ZM116 66H115V67H116ZM123 66H125V65H123ZM123 66H122V67H123ZM137 66H138V64H137ZM145 66L147 67L146 64H145ZM163 66H164V65H163ZM173 66H176V65H173ZM184 66H185V65H184ZM197 66H198V65H197ZM197 66H196V67H197ZM201 66H202V65H201ZM43 67H44V66H43ZM53 67H54V65H53ZM82 67H83V66H82ZM86 67H87V66H86ZM139 67H140V63H139ZM142 67H143V66H141L140 68L142 69ZM148 67H149V66H148ZM168 67H170V66H168ZM194 67H195V62H194ZM194 67H193V68H194ZM47 68L50 69V67H47ZM63 68H64V67H63ZM70 68H69V69H70ZM72 68H73V67H72ZM83 68H84V67H83ZM117 68H118V67H117ZM119 68L121 69V66H119ZM119 68H118V69H119ZM140 68H139V69H140ZM151 68H152V66H151ZM174 68H175V67H174ZM176 68H177V67H176ZM176 68H175V69H176ZM179 68H180V67H179ZM179 68H178V69H179ZM182 68L184 69V67H182ZM186 68H187V67H186ZM190 68H192V67H190ZM193 68H192V69H193ZM37 69H39V72H40L39 75H41V74L45 75L47 72H50V71L53 72V73L56 72V70H55V71H53V70H49V69H48V70H45L46 68L43 69V68H41V67H39V66L37 67ZM65 69H66V68H65ZM65 69H64V70H65ZM94 69H95V68H94ZM118 69H115V70H118ZM122 69H123V68H122ZM139 69L137 68L136 70H139ZM141 69H140V70H141ZM144 69H145V68H144ZM144 69L142 70V72L139 70L141 73L138 72V71H137V72L135 71V72H136V75H137V73H140V75H142ZM154 69H157V67L154 68ZM67 70H68V69H67ZM67 70H66V71H67ZM113 70H114V69H113ZM150 70H151V69H150ZM157 70H158V69H157ZM169 70H171V69H169ZM176 70H177V69H176ZM176 70H175V71H176ZM185 70H186V69H185ZM188 70H189V69H188ZM29 71H30V73H29ZM118 71H119V70H118ZM120 71H121V70H120ZM147 71H148V69H147ZM162 71H163V70H162ZM162 71H161V73H162ZM195 71H196V70H195ZM23 72H24V71H23ZM23 72H22V73H23ZM25 72H24V73H25ZM39 72H38V73H39ZM61 72H62V70H61ZM63 72H64V71H63ZM84 72H85V71H84ZM89 72H90V71H89ZM110 72H112V71H110ZM115 72H116V71H115ZM121 72H122V71H121ZM121 72H120V73H121ZM145 72H146V71H145ZM155 72H156V70H155ZM155 72H154V74H157V73H155ZM171 72H172V71H171ZM171 72H169V73H171ZM176 72H177V71H176ZM180 72H181V71H180ZM188 72H190V71H188ZM188 72H187V73H188ZM64 73H66V72H64ZM64 73H63V74H64ZM70 73H71V72H70ZM75 73H76V71H74V74H75ZM85 73H86V72H85ZM112 73H114V72H112ZM117 73H119V72H117ZM152 73H153V72H152ZM178 73H179V72H178ZM178 73H177V74H178ZM182 73H183V72H182ZM184 73H185V71H184ZM190 73H191V72H190ZM20 74H21V73H20ZM66 74H67V73H66ZM83 74H84V73H83ZM93 74H94V73H93ZM97 74H98V73H97ZM145 74H146V73H145ZM195 74H196V73H195ZM18 75H19V74H18ZM18 75H17V77H18ZM22 75H23V74H22ZM24 75H25V74H24ZM30 75H31L32 77H31ZM39 75H38V76H39ZM67 75H68V74H67ZM72 75H73V74H71V76H72ZM79 75H80V74H79ZM81 75H82V74H81ZM95 75H96V74H95ZM125 75H126V74H125ZM131 75H132V74H131ZM136 75L133 74L132 79L134 78V76L137 77ZM179 75H181V74H179ZM185 75H186V74H185ZM68 76H70V74H69ZM100 76H101V75H100ZM110 76H111V75H110ZM112 76H113V74H112ZM115 76L118 77V74L116 75V73H115ZM115 76H114V77H115ZM157 76H158V75H157ZM167 76H168V75H167ZM173 76H174V75H173ZM177 76H178V75H177ZM183 76H184V75H183ZM17 77H16V79H17ZM34 77H37V76L35 75ZM34 77H33V79H34ZM39 77H40V76H39ZM41 77H44V76H41ZM77 77H79V76H77ZM82 77H83V76H82ZM104 77H105V76H104ZM114 77H113V79H114ZM153 77H154V76H153ZM155 77H156V76H155ZM158 77H159V76H158ZM178 77H179V76H178ZM188 77H189V76H188ZM71 78H73V77H71ZM110 78L112 79V77H109L108 79L111 80ZM127 78H128V77H127ZM137 78H138V77H137ZM140 78H143V76H142V77L140 76L138 79L140 80ZM146 78H147V77H146ZM162 78H163V77H162ZM162 78H161V79H162ZM165 78H166V77H165ZM182 78H183V77H182ZM184 78H185V77H184ZM16 79H15V80H16ZM18 79H20V78H18ZM33 79H32V80H33ZM68 79H69V78H68ZM73 79H74V80L76 79L75 76H74ZM79 79H80V78H79ZM132 79L130 80V78H129L128 81H129V80L132 81ZM134 79H135V78H134ZM138 79H137V80H138ZM151 79H152V78H151ZM158 79H159V78H158ZM161 79L158 80V81H161ZM163 79H164V78H163ZM172 79H173V78H171V80H172ZM175 79H176V78H175ZM185 79H187V78H185ZM32 80H30V81L33 82ZM76 80H77V79H76ZM94 80H95V79H94ZM114 80H115V79H114ZM116 80H118V79H116ZM143 80L146 81L145 77H144ZM148 80H149V79H148ZM155 80H156V79H155ZM30 81H28V82H30ZM79 81H80V80H79ZM104 81H105V80H104ZM133 81H134V80H133ZM135 81H136V79H135ZM135 81H134V82H135ZM141 81H142V80H141ZM153 81H154V80H153ZM153 81H152V82H153ZM166 81H168V80L166 79ZM200 81H201V80H200ZM13 82H15V81H13ZM16 82H17V81H16ZM80 82H81V81H80ZM80 82H79V83H80ZM108 82H109V81H108ZM110 82H112V80H111ZM118 82H119V81H118ZM138 82H139V81H137V83H138ZM168 82H170V81H168ZM179 82H180V81H179ZM186 82H187V81H186ZM35 83H36V81H35ZM64 83H65V82H64ZM69 83H70V82H69ZM69 83H68V84H69ZM130 83H131V82H130ZM135 83H136V82H135ZM161 83H162V82H161ZM18 84H19V83H18ZM33 84H34V83H33ZM36 84H37V83H36ZM66 84H67V83H66ZM70 84H71V83H70ZM111 84H112V83H111ZM132 84H133V83H132ZM132 84H131V85H132ZM163 84H164V82H163ZM163 84H162V85H163ZM170 84H171V83H170ZM19 85H20V84H19ZM21 85H22V84H21ZM25 85H26V84H25ZM63 85H65V84H63ZM81 85H82V84H81ZM139 85H140V84H139ZM139 85H138V86H139ZM165 85H167V84H165ZM172 85H173V84H172ZM189 85H190V84H189ZM27 86H28V85H26V87H27ZM32 86H33V85H32ZM37 86H38V85H37ZM109 86H110V85H109ZM134 86H135V85H134ZM153 86H154V85H153ZM160 86H161V84H160ZM168 86H169V84H168ZM170 86H171V85H170ZM173 86H174V85H173ZM28 87L31 88L30 85H29ZM33 87H34V86H33ZM154 87H155V86H154ZM164 87H165V86H164ZM166 87H167V86H166ZM193 87H194V86H193ZM17 88H18V87H17ZM23 88L25 89L24 85H23ZM29 88H28V89H29ZM35 88H36V87H35ZM35 88H31V89L33 90V89H35ZM137 88H138V87H137ZM142 88H143V87H142ZM144 88H145V87H144ZM187 88H188V87H187ZM26 89H27V88H26ZM110 89H111V88H110ZM146 89H147V87H146ZM150 89H151V88H150ZM163 89H164V88H163ZM167 89H169V88H167ZM167 89H166V90H167ZM172 89H173V88H172ZM177 89H178V87H177ZM8 90H9V88H8ZM32 90H31V91H32ZM41 90H42V89H41ZM127 90H131V89L129 88V89H127ZM127 90H126V92H127ZM169 90H170V89H169ZM174 90H175V89H174ZM36 91H39V90H36ZM36 91H35V92H36ZM42 91H43V90H42ZM42 91H41V92H42ZM54 91H55V90H54ZM73 91H74V90H73ZM17 92H19V91H17ZM21 92H22V90H21ZM21 92H20V93H21ZM24 92H25V91H24ZM24 92H22V93H24ZM32 92H33V91H32ZM52 92H53V91H52ZM52 92H51V93H52ZM117 92H118V90H117ZM119 92H120V91H119ZM170 92H172V91H170ZM9 93H10V92H9ZM22 93H21V94H22ZM26 93H27V90H26ZM60 93H61V92H60ZM68 93H69V92H68ZM122 93H123V92H122ZM129 93H131V92H129ZM164 93H165V92H164ZM174 93H175V92H174ZM197 93H198V92H197ZM10 94H11V93H10ZM24 94H25V93H24ZM28 94H30L29 91H28ZM31 94H32V93H31ZM33 94H34V93H33ZM55 94H56V93H55ZM120 94H121V93H120ZM126 94H127V93H126ZM171 94H172V93H171ZM190 94H191V92H190ZM195 94H196V93H195ZM11 95H12V94H11ZM35 95H37V94H35ZM49 95H50V94H49ZM53 95H54V92H53ZM122 95L124 96V94H122ZM130 95H131V94H130ZM134 95H135V94H134ZM154 95H155V94H154ZM172 95H173V94H172ZM174 95H175V94H174ZM179 95H180V94H179ZM21 96H22V95H21ZM38 96H39V95H38ZM75 96H76V95H75ZM132 96H133V95H132ZM141 96H142V95H141ZM145 96H146V95H145ZM175 96H176V95H175ZM175 96H174V97H175ZM184 96H185V95H184ZM188 96H189V95H188ZM192 96H193V95H191V97H192ZM29 97H30V96H29ZM40 97H41V96H40ZM62 97H63V96H62ZM116 97H117V96H116ZM129 97H130V96H129ZM139 97H140V96H139ZM157 97H158V96H157ZM171 97H172V96H171ZM174 97H173V98H174ZM193 97H194V96H193ZM11 98H12V97H11ZM18 98H22V97H19V96H18ZM18 98L16 97V99H18ZM57 98H58V97H57ZM130 98H131V97H130ZM135 98H136V97H135ZM159 98H160V97H159ZM175 98H176V97H175ZM178 98H179V97H178ZM188 98H189V97H188ZM53 99H54V98H53ZM55 99H56V98H55ZM124 99H125V98H124ZM141 99H142V98H141ZM154 99H155V98H154ZM221 99H222V98H221ZM23 100H25V99H22V101H23ZM27 100H28V99H27ZM38 100H39V99H38ZM60 100H61V99H60ZM77 100H78V99H77ZM77 100H76V101H77ZM132 100H133V98H132ZM134 100H135V99H134ZM158 100H159V99H158ZM186 100H187V99H186ZM186 100H185V101H186ZM197 100H198V99H197ZM10 101H11V100H10ZM16 101H17V100H16ZM41 101H42V100H41ZM171 101H172V100H171ZM190 101H191V100H190ZM192 101H193V100H192ZM192 101H191V103H192ZM17 102H20V101L18 100ZM130 102H131V101H130ZM156 102H157V101H156ZM188 102H189V101H188ZM188 102H185V104H184V103H183V104L186 105V103H188ZM33 103H34V102H33ZM33 103H32V104L30 103V104H31V105H30L31 107L34 105ZM40 103H42V102H40ZM50 103H51V102H50ZM60 103H61V102H60ZM92 103H93V102H92ZM99 103H100V102H99ZM126 103H127V102H126ZM136 103H137V102H136ZM194 103H195V102H194ZM22 104H23V103H22ZM38 104H39V103H38ZM134 104H135V103H134ZM141 104H142V102H141ZM59 105H60V104H59ZM63 105H64V103H63ZM77 105H78V104H77ZM108 105H109V104H108ZM132 105H133V104H132ZM162 105H163V104H162ZM162 105H161V106H162ZM174 105H176V104H174ZM189 105H191V104H189ZM54 106H55V103H54ZM64 106L66 107L67 104L65 103ZM70 106H71V105H69L68 107H70ZM137 106H138V105H137ZM181 106H182V105H181ZM181 106H180V107H181ZM187 106H188V105H187ZM193 106H194V105H193ZM33 107H34V106H33ZM35 107H36V106H35ZM40 107H41V106H40ZM40 107H39V108H40ZM56 107H57V106H56ZM58 107H59V106H58ZM68 107H67V109H68ZM81 107H82V106H81ZM84 107H85V106H84ZM94 107H95V106H94ZM164 107H165V106H164ZM189 107H190V106H189ZM194 107H195V106H194ZM194 107H193V108H194ZM197 107H198V104H197ZM199 107H200V106H199ZM29 108H30V107H28V109H29ZM37 108H38V106H37ZM73 108H74V107H73ZM97 108H98V107H97ZM112 108H115V107L113 106ZM129 108H130V107H129ZM156 108H157V107H156ZM181 108H183V106H182ZM193 108H190V109H191V110H189L190 113H191V111H193V110H192ZM195 108H196V107H195ZM32 109H34V108H32ZM41 109H42V108H41ZM41 109H40V110H41ZM44 109H45V108H44V106H43V109H42L41 111H43ZM65 109H66V108H65ZM117 109H118V108H117ZM184 109H185V108H184ZM36 110L38 111L39 109H36ZM98 110H100V109H98ZM98 110H96V111H98ZM109 110H110V109H109ZM118 110H119V109H118ZM121 110H122V109H121ZM140 110H141V109H140ZM153 110H154V109H153ZM158 110H159V109H158ZM173 110H174V109H173ZM181 110H182V109H181ZM181 110H179L180 113H181ZM15 111H16V110H15ZM32 111L34 112L35 110H32ZM32 111H31V112H32ZM37 111H36V112H37ZM58 111H59V110H58ZM69 111H70V110H69ZM114 111H115V110H114ZM138 111H139V110H138ZM185 111H186V109L184 110V113H185ZM187 111H188V109H187ZM187 111H186V112H187ZM33 112H32V113H33ZM44 112H45V110H44ZM44 112H42V114H44ZM111 112H112V111H111ZM200 112H201V110H200ZM38 113H41V112L38 111ZM38 113H35V114L39 115ZM45 113H46V112H45ZM58 113H59V112H58ZM94 113H95V112H94ZM109 113H110V112H108V114H109ZM123 113H124V112H123ZM182 113H183V112H182ZM193 113H194V112H193ZM197 113H198V112H197ZM33 114H34V113H33ZM67 114H68V113H67ZM69 114H70V113H69ZM69 114H68V116H69ZM119 114H120V113H118V115H119ZM121 114H122V113H121ZM121 114H120V115H121ZM125 114H126V113H125ZM175 114H176V113H175ZM195 114H196V113H195ZM37 115H36V116H37ZM44 115H45V114H44ZM44 115H43V116H44ZM55 115H56V114H55ZM112 115H113V112H112ZM123 115H124V114H122V116H123ZM140 115H141V114H140ZM144 115H145V114H144ZM162 115H163V114H162ZM190 115H191V114H190ZM47 116H48V115H47ZM49 116H50V115H49ZM52 116H53V115H52ZM72 116H74V115H72ZM72 116H70V117H72ZM109 116H110V115H109ZM125 116H127V115H124V118H125ZM165 116H167V115H165ZM197 116H198V115H197ZM55 117H56V116H55ZM77 117H78V116H77ZM106 117H107V116H106ZM110 117H111V116H110ZM110 117H109V118H110ZM113 117H114V116H113ZM127 117L130 119L129 116H127ZM178 117H179V116H178ZM187 117H188V116H187ZM187 117H186V118H187ZM199 117H200V116H199ZM209 117H210V116H209ZM217 117H218V116H217ZM17 118H18V120H17ZM37 118H38V117H37ZM107 118H108V117H107ZM154 118H155V117H154ZM188 118H189V117H188ZM188 118H187V119H188ZM195 118H196V117H195ZM215 118H216V117H215ZM10 119H11L13 122H12ZM15 119L17 120V122H15ZM52 119H53V118H52ZM59 119H60V118H59ZM71 119H72V118H71ZM110 119H111V118H110ZM129 119H128V120H129ZM159 119H160V118H159ZM172 119H174V118H172ZM46 120H47V119H46ZM53 120H54V119H53ZM105 120H106V119H105ZM120 120H121V119H120ZM123 120H124V119H123ZM131 120H132V119H131ZM163 120H165V119H163ZM190 120H192V117H191ZM49 121H51V120H49ZM60 121H61V120H60ZM60 121H58V122H60ZM62 121H63V120H62ZM67 121H68V120H67ZM118 121H119V120H118ZM118 121H117V122H118ZM125 121H126V120H125ZM129 121H130V120H129ZM134 121H135V120H134ZM145 121H146V119H145ZM156 121H157V120H156ZM172 121H173V120H172ZM131 122H133V121H131ZM192 122H193V121H192ZM30 123H31L33 126H38V124H40L39 121H38V119H36V118L31 119V122H30ZM65 123H66V121H65ZM69 123H70V122H69ZM108 123H109V122H108ZM111 123H113V121H112ZM111 123H110V125H111ZM115 123H116V122H115ZM124 123H125V122H124ZM153 123H154V122H153ZM176 123H177V121H176ZM178 123L180 124L179 121H178ZM43 124H44V123H43ZM58 124H59V123H58ZM86 124H87V123H86ZM105 124H106V122H105ZM116 124H117V123H116ZM118 124H119V123H118ZM122 124H123V123H122ZM131 124H133V123H131ZM134 124H135V122H134ZM159 124H161V122H159ZM164 124H165V123H164ZM174 124H175V122H174ZM181 124H182V123H181ZM184 124H185V123H184ZM172 125H173V124H172ZM175 125H176V124H175ZM191 125H192V124H191ZM193 125H194V124H193ZM17 126H18V127H17ZM25 126H26V125H25ZM43 126H44V125H43ZM84 126H85V125H84ZM111 126H113V124H112ZM118 126H119V125H118ZM127 126H128V125H127ZM176 126H177V125H176ZM195 126H196V124H195ZM195 126H194V127H195ZM198 126H199V125H198ZM67 127H68V126H67ZM89 127H90V125H89ZM123 127H126V126H123ZM132 127H133V126H132ZM149 127H150V126H149ZM162 127H163V126H162ZM170 127H171V126H170ZM187 127H188V126H187ZM46 128H47V127H46ZM112 128H113V129H116V128H114V127H112ZM117 128H118V127H117ZM119 128H120V127H119ZM121 128H122V127H121ZM155 128H156V127H155ZM157 128H158V127H157ZM174 128H176V127H174ZM197 128H198V127H197ZM47 129H48V128H47ZM98 129H99V128H98ZM127 129H128V128H127ZM129 129H130V128H129ZM129 129H128V131H129ZM136 129H137V128H136ZM160 129H161V128H160ZM191 129H192V128H191ZM198 129H199V128H198ZM81 130H82V129H81ZM95 130L97 131V129H95ZM110 130H111V128H110ZM118 130H119V129H118ZM118 130H117V131H118ZM121 130L123 131V129H121ZM137 130H138V129H137ZM152 130H153V129H152ZM195 130H196V129H195ZM62 131H64V130H62ZM108 131H109V130H108ZM113 131H114V130H113ZM124 131H125V130H124ZM128 131H127L125 134H127ZM149 131H150V129H149ZM171 131H172L173 133H177V129H176V132H174L173 129H172ZM193 131H194V130H193ZM198 131H200V130H198ZM26 132H27V131H26ZM26 132H25V133H26ZM44 132H45V131H44ZM46 132H47V131H46ZM71 132H72V131H71ZM73 132H74V131H73ZM78 132H79V131H78ZM118 132H119V131H118ZM118 132H117V133H118ZM133 132H136V130H134ZM137 132H138V131H137ZM137 132H136V134H138ZM139 132L141 133V135H143V133H142L143 131L141 132V131L139 130ZM145 132H146V131H145ZM167 132H168V129H167ZM167 132H166V133H167ZM201 132H202V131H200V133H201ZM204 132H205V131H204ZM207 132H208V131H207ZM41 133H42V132H41ZM47 133H48V132H47ZM95 133H96V132H95ZM119 133H120V134H118V135L121 136V132H119ZM153 133H154V132H153ZM159 133H160V132H159ZM161 133H163V130H162ZM164 133H165V131H164ZM169 133H171V132H169ZM187 133H188V132H187ZM36 134H37V133H36ZM64 134L66 135V133H64ZM64 134H62V135L64 136ZM72 134H73V133H72ZM81 134H82V133H81ZM85 134H86V133H85ZM91 134H92V133H91ZM97 134H98V133H97ZM103 134H104V133H103ZM110 134H111V133H110ZM185 134H186V133H185ZM201 134H202V133H201ZM60 135H61V134H60ZM60 135H59V136H60ZM69 135H70V134H69ZM94 135H95V134H94ZM101 135H102V134H101ZM104 135L106 136V134H104ZM114 135H115V134H114ZM123 135H124V134H123ZM134 135H135V134H134ZM139 135H140V134H138V136H139ZM179 135H181V134H179ZM30 136H31V135H30ZM32 136H33V135H32ZM42 136H43V135H42ZM46 136H48V135H46ZM54 136H55V134H54ZM56 136H57V135H56ZM86 136H87V135H86ZM88 136H89V134H88ZM91 136H92V135H91ZM99 136H100V135H99ZM109 136H110V135H109ZM129 136H130V135H129ZM143 136H145V135H143ZM143 136H142L141 138H143ZM158 136H159V135H158ZM187 136H188V134H187ZM187 136H186V137H187ZM189 136H190V134H189ZM193 136H194V134H193ZM195 136H196V135H195ZM34 137H35V136H34ZM36 137H37V135H36ZM60 137H61V136H60ZM89 137H90V136H89ZM101 137H102V136H101ZM106 137H107V136H106ZM122 137H124V136H122ZM126 137L129 139L128 136H126ZM134 137H135V136H134ZM150 137H151V136H150ZM37 138H38V137H37ZM37 138H36V139H37ZM66 138H67V137H66ZM71 138H72V137H71ZM71 138H70V139H71ZM81 138H82V136H81ZM92 138H93V137H92ZM98 138H99V137H98ZM114 138H115V137H114ZM114 138H112V139H114ZM118 138H121V137H118ZM127 138H126V139H127ZM148 138H149V137H148ZM153 138H154V137H153ZM165 138H166V137H165ZM172 138H173V137H172ZM184 138H185V137H184ZM63 139H65V138H63ZM73 139L75 140V138H73ZM76 139H78V138H76ZM84 139H85V138H84ZM84 139H83V140H84ZM94 139H95V138H94ZM104 139H105V138H104ZM108 139H109V137H108ZM108 139H107V140H108ZM115 139H116V138H115ZM115 139H114V140H115ZM124 139H125V138H124ZM131 139H132V138H131ZM131 139H130V140H131ZM150 139H151V138H150ZM161 139H162V138H161ZM178 139H179V138H178ZM180 139L182 140L183 137L180 138ZM188 139H189V138H188ZM197 139H198V138H197ZM197 139H196V140H197ZM200 139H201V138H200ZM44 140H45V139H44ZM46 140H47V139H46ZM65 140H66V139H65ZM67 140H68V139H67ZM78 140H79V139H78ZM85 140H86V139H85ZM85 140H84V141H85ZM90 140H91V139H90ZM107 140H106V143H107ZM117 140H118V139H117ZM121 140H122V139H121ZM130 140H128V142H129ZM152 140H153V139H152ZM152 140H150V141H152ZM164 140H165V139H164ZM194 140H195V139H194ZM63 141H64V140H63ZM71 141H73V140H71ZM75 141H76V140H75ZM87 141H88V142H91V141H89V140H87ZM97 141H98V139H97ZM97 141H96V143H97ZM101 141H102V140H101ZM101 141H100V142H101ZM132 141H134V139H132ZM132 141H130V143H131ZM138 141H139V140H138ZM143 141H144V140H143ZM154 141H155V140H154ZM159 141H160V140H159ZM162 141H163V140H162ZM183 141H184V140H183ZM192 141H193V140H192ZM64 142H65V141H64ZM77 142H78V141H77ZM79 142L81 143L80 140H79ZM109 142H111V141H108V143H109ZM117 142H118V141H117ZM119 142H120V141H119ZM125 142L127 143V141H125ZM125 142L123 141V143H125ZM157 142H158V140H157ZM170 142H171V141H170ZM181 142H182V141H181ZM184 142H185V141H184ZM42 143H43V142H42ZM71 143H72V142H71ZM71 143H70V144H71ZM80 143H79V144H80ZM115 143H116V141H115ZM115 143H114V145L116 146ZM120 143H121V142H120ZM126 143H125V144H126ZM132 143H134V142H132ZM147 143H148V142H147ZM150 143H151V142H150ZM177 143H178V140H177ZM193 143H194V142H193ZM237 143H238V142H237ZM61 144H62V143H61ZM72 144H75V143H72ZM76 144H77V143H76ZM79 144H78V145H79ZM92 144H93V142H92ZM92 144H91V146H92ZM97 144H99V142H98ZM117 144H118V143H117ZM127 144H128V143H127ZM141 144H142V143H141ZM145 144H146V143H145ZM145 144H144V146H145ZM151 144H152V143H151ZM179 144H180V143H179ZM181 144H182V143H181ZM108 145H110V144H108ZM118 145H120V144H118ZM130 145H131V147L133 146L132 144H130ZM136 145H137V144H136ZM193 145H195V144H193ZM69 146H70V145H69ZM89 146H90V144H89ZM94 146H95V145H94ZM126 146H127V145H126ZM126 146H124V147H126ZM152 146H153V145H152ZM160 146H161V145H160ZM163 146H164V143H163ZM179 146H180V145H179ZM100 147H101V146H100ZM100 147H99V148H98V147H95V148L100 149ZM103 147H104V145H103ZM127 147H128V146H127ZM135 147H136V146H135ZM150 147H151V146H150ZM182 147H184V146L182 145V146H181V149H182ZM69 148H70V147H69ZM71 148H72V146H71ZM79 148H80V147H78V149H79ZM115 148H116V147H115ZM117 148H121V147H117ZM117 148H116V149H117ZM133 148H134V147H133ZM136 148H137V147H136ZM141 148H142V147H141ZM153 148H154V147H153ZM174 148H175V147H174ZM176 148L178 149L177 146H176ZM201 148H202V147H201ZM201 148H200V150H201ZM64 149H65V148H64ZM73 149H74V147L72 148V153L75 152V150L73 151ZM93 149H94V148H93ZM107 149H108V148H107ZM113 149H114V148H113ZM130 149H131V148H130ZM130 149H129V150H130ZM134 149H135V148H134ZM69 150L71 151V149H69ZM69 150H68V151H69ZM95 150H96V149H95ZM101 150H102V149H101ZM103 150H104V149H103ZM103 150H102V151H103ZM105 150H106V149H105ZM117 150H118V149H117ZM119 150H120V149H119ZM137 150H138V149H137ZM140 150H141V149H140ZM143 150H144V149H143ZM149 150H150V149H149ZM153 150H154V149H153ZM164 150H165V149H164ZM179 150H180V148H179ZM184 150H185V149H184ZM50 151H51V153L53 154V152H52L53 149H51ZM70 151H69V153H70ZM99 151H100V150H99ZM121 151L123 152V149H122ZM158 151H159V149H158ZM187 151H188V150H187ZM191 151H192V150H191ZM109 152H110V151H109ZM111 152H112V151H111ZM111 152H110V153H111ZM113 152H114V151H113ZM116 152H117V154H118V151H116ZM125 152H126V151L124 150V153H125ZM128 152H132V154H134L133 151H131V150L128 151ZM143 152H144V151H143ZM161 152H162V151H161ZM165 152H167V151H165ZM184 152H185V151H184ZM194 152L197 153L195 150H194ZM221 152H222V151H221ZM12 153H13V152H12ZM69 153H68V154H69ZM82 153H83V152H82ZM91 153H93V151H92ZM97 153H99V152H97ZM103 153H104V152H103ZM107 153H108V151H107ZM137 153H139V152H137ZM174 153H175V152H174ZM192 153H193V152H192ZM235 153H236V152H235ZM79 154H80V153H79ZM95 154H96V153H95ZM121 154H122V153H121ZM128 154L130 155V153H128ZM128 154H125L124 156H126V155H128ZM140 154H141V153H140ZM147 154H148V153H147ZM151 154H152V153H151ZM153 154H155V153H153ZM176 154H178V153H176ZM179 154H180V152H179ZM54 155H55V154H54ZM56 155H57V154H56ZM56 155H55V156H56ZM69 155H70V154H69ZM73 155H74V154H73ZM92 155H93V154H92ZM98 155H99V154H98ZM98 155H97V156H98ZM109 155H111V154H108V155H106V156H109ZM129 155H128V157H129ZM142 155H143V154H142ZM145 155H146V154H145ZM183 155H184V154H183ZM1 156H2V155H1ZM57 156H58V155H57ZM87 156H88V155H87ZM104 156H105V155H104ZM104 156H103V157H104ZM116 156H117V155H116ZM122 156H123V155H122ZM131 156H132V155H131ZM131 156H130V157H131ZM138 156H139V155H138ZM154 156H155V155H154ZM169 156H170V154H169ZM174 156H175V155H174ZM187 156H188V155H187ZM191 156H192V155H191ZM231 156H232V155H231ZM231 156H230V157H231ZM83 157H84V156H83ZM88 157H89V156H88ZM114 157H115V156H114ZM132 157H134V156H132ZM132 157H131V158H132ZM135 157H136V155H135ZM135 157H134V158H135ZM146 157H147V156H146ZM160 157H161V156H160ZM171 157H172V156H171ZM176 157H177V156H176ZM178 157H179V156H178ZM192 157H193V156H192ZM223 157H225V156H223ZM74 158H75V157H74ZM85 158H86V157H85ZM109 158H110V157H109ZM121 158H122V157H121ZM139 158H140V157H139ZM144 158H145V157H144ZM164 158H166V157H164ZM179 158H180V157H179ZM182 158H183V157H182ZM184 158H186V156H185ZM189 158H190V157H189ZM225 158H226V157H225ZM55 159H56V157H55ZM76 159H77V158H76ZM80 159H81V158H80ZM89 159H90V158H89ZM94 159H95V157H94ZM97 159H98V157H97ZM101 159H102V158H101ZM103 159H104V158H103ZM113 159H114V158H113ZM122 159H125V160H126V158H122ZM129 159H130V158H129ZM169 159H170V158H169ZM172 159H173V161L175 162L174 159H177V158L172 157ZM187 159H188V158H187ZM190 159H191V158H190ZM7 160H8V159H7ZM71 160H72V159H71ZM95 160H96V159H95ZM132 160H133V159H132ZM167 160H168V158L166 159V161H167ZM170 160H171V159H170ZM179 160H180V159H179ZM193 160H194V159H193ZM193 160H192V161H193ZM205 160H206V159H205ZM229 160H230V159H229ZM11 161H12V160H11ZM74 161H76V160H74ZM74 161H73V162H74ZM120 161H121V159H120ZM130 161H131V160H130ZM181 161H182V160H181ZM183 161H184V160H183ZM183 161H182V162H183ZM188 161H189V160H187V161L184 162V163H187ZM190 161H191V160H190ZM217 161H218V160H217ZM13 162H15V161H13ZM76 162H77V161H76ZM97 162H98V161H97ZM99 162H100V161H99ZM102 162H103V161H102ZM118 162H119V161H118ZM121 162H122V161H121ZM126 162H128V160H126ZM178 162H179V161H178ZM182 162H181V163H182ZM205 162H206V161H205ZM207 162H208V160H207ZM220 162H221V161H220ZM230 162H231V161H230ZM92 163H93V162H92ZM104 163H105V162H104ZM139 163H140V162H139ZM150 163H151V161H150ZM153 163H154V162H153ZM153 163H152V164H153ZM172 163H173V162H172ZM179 163H180V162H179ZM181 163H180V164H181ZM191 163H192V162H191ZM191 163H189V165H191ZM203 163H204V162H203ZM232 163H233V162H232ZM232 163H231V164H232ZM72 164H74V163H72ZM75 164H76V163H75ZM77 164H78V163H77ZM77 164H76V165H77ZM98 164H99V163H98ZM132 164H133V163H132ZM173 164H174V163H173ZM177 164H178V163H177ZM180 164H178V165L180 166ZM193 164H195V163H193ZM193 164H192V165H193ZM197 164H198V163H196V165H197ZM199 164H201V163H199ZM212 164H213V163H212ZM212 164H211V165H212ZM8 165H9V164H8ZM70 165H71V164H70ZM80 165H81V164H80ZM99 165H100V164H99ZM101 165L103 166V164H101ZM160 165H161V164H160ZM160 165H159V166H160ZM174 165H175V164H174ZM182 165H183V164H181L180 167H182ZM196 165H194V166H196ZM228 165H229V164H228ZM73 166H74V165H73ZM107 166H109V165H107ZM119 166H122V165L119 164ZM156 166H157V165H156ZM183 166H184V165H183ZM185 166H186V165H185ZM185 166H184V167H185ZM0 167H1V166H0ZM98 167H99V166H98ZM100 167H101V166H100ZM126 167H127V166H126ZM133 167H134V166H133ZM143 167H145V166H143ZM163 167H164V166H163ZM163 167H162V170L164 171ZM169 167H170V166H169ZM180 167H179V168H180ZM190 167H191V166H190ZM196 167H197V166H196ZM196 167H194V168H196ZM198 167H199V165H198ZM201 167H203V166H201ZM232 167H233V166H232ZM78 168H79V167H78ZM111 168H112V167H111ZM127 168H128V167H127ZM151 168H152V167H151ZM153 168H154V167H153ZM156 168H158V167H156ZM177 168H178V167H177ZM188 168H189V167H188ZM188 168H187V170H189V172H191L190 169H188ZM208 168H209V167H208ZM229 168H230V167H229ZM0 169H1V168H0ZM109 169H110V168H109ZM114 169H115V168H114ZM116 169H117V168H116ZM116 169H115V170H116ZM124 169H125V168H124ZM175 169H176V168H174V170H175ZM185 169H186V167H185ZM191 169H192V168H191ZM198 169H199V168H198ZM198 169L196 168L195 170L197 171ZM206 169H207V168H206ZM221 169L223 170V168H221ZM226 169H227V168H226ZM226 169H225V170H226ZM98 170H99V169H98ZM101 170H102V169H101ZM106 170H107V169H106ZM115 170H114V171H115ZM131 170H132V169H131ZM159 170H160V168H159ZM171 170H172V169H171ZM195 170H194V171H195ZM199 170H201V169H199ZM199 170H198V171H199ZM210 170H211V169H210ZM228 170H229V169H228ZM99 171H100V170H99ZM104 171H105V170H104ZM111 171H113V170H111ZM116 171H117V170H116ZM123 171H127V170H123ZM185 171H186V170H185ZM194 171H192V172H194ZM196 171H195V172H196ZM202 171H203V170H202ZM208 171H209V169H208ZM94 172H95V171H94ZM102 172H103V171H102ZM107 172H108V171H107ZM155 172H157V171H155ZM166 172H167V171H166ZM170 172H171V171H170ZM181 172L184 173V170L181 171ZM225 172H228V171H225ZM120 173H121V172H120ZM159 173H160V172H159ZM171 173H172V172H171ZM175 173H176V172H175ZM178 173H179V172H178ZM178 173H176V174H178ZM197 173L200 174L199 172H197ZM4 174H5V173H4ZM145 174H146V173H145ZM160 174H161V173H160ZM163 174H164V173H163ZM186 174H187V173H186ZM201 174H202V172H201ZM203 174H204V173H203ZM210 174H212V173L210 172ZM183 175H184V174H183ZM189 175H190V173L188 174V176H189ZM195 175H196V173H195ZM205 175H206V173H205ZM217 175H218V174H217ZM2 176H3V175H2ZM151 176H152V175H151ZM159 176H160V175H159ZM159 176H158V177H159ZM163 176H164V175H163ZM181 176H182V175L180 174V177H181ZM93 177H94V176H93ZM102 177H103V175H102ZM184 177H186V176H184ZM191 177H193V175H192ZM199 177H200V175H198V178H199ZM201 177H202V176H201ZM205 177H206V176H205ZM208 177H209V176H208ZM210 177H211V176H210ZM210 177H209V178H210ZM216 177H217V176H216ZM226 177H228V176H226ZM1 178H2V177H1ZM7 178H8V177H7ZM104 178H105V179H106V178H107V179H111V178H110L109 176H107V175H106V177H104ZM159 178H160V177H159ZM167 178H169V177H167ZM172 178H173V177H172ZM177 178H178V177H177ZM177 178H175V179H177ZM182 178H183V177H182ZM97 179H99V178H97ZM102 179H103V178H102ZM164 179H165V178H164ZM186 179H188V178H186ZM193 179H194V178H193ZM195 179H196V178H195ZM195 179H194V180H195ZM200 179H201V178H200ZM200 179H199V180H200ZM202 179H204V177H203ZM207 179H208V178H207ZM207 179H206V180H207ZM212 179H213V178H212ZM220 179H221V178H220ZM225 179H226V178H225ZM7 180H8V179H7ZM182 180H183V179H182ZM204 180H205V179H204ZM222 180H223V179H222ZM163 181H164V180H163ZM180 181H181V180H180ZM192 181H193V180H192ZM213 181H214V180H213ZM232 181H235V180H232ZM237 181H238V180H237ZM0 182H1V181H0ZM194 182H195V181H194ZM204 182H205V181H204ZM208 182H209V181H208ZM223 182H224V181H223ZM229 182L232 183L231 181H229ZM254 182H255V181H254ZM111 183H112V182H111ZM195 183H196V182H195ZM198 183H199V182H198ZM221 183H222V182H221ZM256 183H257V182H256ZM256 183H255V184H256ZM13 184H15V183H13ZM105 184H108V183L106 182ZM126 184H127V183H126ZM200 184H201V183H200ZM208 184L210 185V183H208ZM212 184H213V183H212ZM223 184H225V183H223ZM233 184H234V183H233ZM68 185L70 186V184H68ZM110 185H111V184H110ZM112 185H113V184H112ZM135 185H136V184H135ZM181 185H182V184H181ZM183 185H184V184H183ZM214 185H215V184H214ZM217 185H218V184H217ZM227 185H229V184H227ZM243 185H244V184H243ZM69 186H68V187H69ZM104 186H105V185H104ZM122 186H123V185H122ZM138 186H139V185H138ZM184 186H186V185H184ZM195 186H196V185H195ZM201 186H202V185H201ZM204 186H206V185L204 184ZM210 186H211V185H210ZM215 186H216V185H215ZM223 186H224V185H223ZM232 186H233V188H234V185H232ZM256 186H257V185H256ZM51 187H52V185H51ZM68 187H67V188H68ZM71 187H72V186H71ZM71 187H70V188H71ZM74 187H75V186H74ZM96 187H97V186H96ZM135 187H136V186H135ZM171 187H172V186H171ZM192 187H193V186H192ZM246 187H247V186H246ZM8 188H9V187H8ZM79 188H80V187H79ZM188 188H189V187H188ZM198 188H199V187H198ZM204 188H205V187H204ZM207 188H208V186H207ZM225 188H226V187H225ZM72 189H73V188H72ZM76 189H77V188H76ZM98 189L100 190V187H99ZM183 189H184V187H183ZM209 189H210V188H209ZM221 189H222V188H221ZM88 190H89V188H88ZM94 190H96V189H94ZM189 190H190V189H189ZM199 190H200V188H199ZM207 190H208V189H207ZM246 190H247V189H246ZM256 190H257V189H256ZM256 190H255V191H256ZM69 191H70V190H69ZM91 191H92V190H91ZM100 191H101V190H100ZM105 191H106V190H105ZM127 191H128V190H127ZM205 191H206V188H205ZM223 191H224V190H223ZM223 191H221V192H223ZM89 192H90V191H89ZM108 192H109V191H108ZM202 192H203V190H202ZM207 192H208V191H207ZM210 192H211V191H210ZM215 192H216V191H215ZM228 192H229V191H228ZM228 192H227V195H228V194L231 195V194L228 193ZM236 192H237V191H236ZM238 192L240 193V191H238ZM97 193H98V192H97ZM102 193H103V192H102ZM106 193H107V192H106ZM109 193H111V192H109ZM141 193H142V192H141ZM223 193H224V192H223ZM107 194H108V193H107ZM121 194H122V193H121ZM123 194H124V193H123ZM147 194H148V193H147ZM179 194H180V193H179ZM182 194H183V193H182ZM201 194H202V193H201ZM203 194H204V193H203ZM203 194H202V195H203ZM205 194H206V192H205ZM205 194H204V195H205ZM243 194H244V193H243ZM37 195H38V194H37ZM108 195L110 196V194H108ZM143 195H144V194H143ZM187 195H188V194H187ZM189 195H190V194H189ZM193 195H194V194H193ZM225 195H226V194H225ZM250 195H252V194H250ZM38 196H39V195H38ZM113 196H115V195L113 194ZM113 196H112V197H113ZM33 197H34V196H33ZM199 197H200V195H199ZM205 197H206V199H207V196H205ZM12 198H13V197H12ZM110 198H111V197H110ZM184 198H185V196H184ZM161 199H162V197H161ZM181 199H182V198H181ZM200 199H201V197H200ZM206 199H205V200H206ZM208 199H209V198H208ZM208 199H207V200H208ZM229 199H230V197H229ZM247 199H248V198H247ZM13 200H14V204H12V206H11V210H12L11 212H12V213L10 214V216H12V219H11L12 222L0 218V225L10 226V227L8 228V230H4V231H2V229L0 230V256H2L1 253L3 254V250H4V248L7 246V244L10 243L14 238H17V237H19V236H23V235H25L26 233L29 232V230L26 229V228L28 227V224L26 223L25 218H26L27 215H29V216L31 217V216L35 213V212H34V211H35V202L37 203V201H35V199H33L32 196L30 197V200H29V201H26L25 199L22 198V196H20V194H19V195L16 194V195H14V199H13ZM37 200H39V199H37ZM40 200H41V198H40ZM195 200H197V199H195ZM230 200H231V199H230ZM248 200H249V199H248ZM51 201H52V197H51ZM111 201H113V200H111ZM129 201H130V200H129ZM261 201H263V198H262ZM53 202H55V201H53ZM53 202H52V203H53ZM190 202H191V200H190ZM193 202H194V201H193ZM200 202H201V201H200ZM194 203H195V202H194ZM194 203H192V204H194ZM205 203H208V202H205ZM209 203H211V202H209ZM116 204H118V203L116 202ZM121 204H122V203H121ZM195 204H196V203H195ZM198 204H199V203L197 202L196 205H198ZM215 204H216V203H215ZM36 205H37V204H36ZM53 205H54V204H52V206H53ZM62 205H63V204H62ZM62 205H61V207H63ZM164 205H165V204H164ZM196 205H195V206H196ZM202 205H203V204H202ZM3 206H5V205H3ZM9 206H10V205H9ZM117 206H118V205H117ZM199 206H200V205H199ZM205 206H206V205H205ZM208 206H209V204H208ZM215 206H216V205H215ZM215 206H214V207H215ZM243 206H244V205H243ZM37 207H38V206H37ZM122 207H123V206H122ZM220 207H221V206H220ZM2 208H3V207H2ZM52 208H53V207H52ZM168 208H169V207H168ZM197 208H199V207H197ZM206 208H207V207H206ZM222 208H223V207H222ZM226 208H227V207H226ZM240 208H241V207H240ZM242 208H243V207H242ZM259 208H261V207H259ZM8 209H9V207H8ZM54 209H55V208H54ZM61 209H62V208H61ZM169 209H170V208H169ZM216 209H217V207H216ZM216 209H215V210H216ZM263 209H264V208H263ZM36 210H37V209H36ZM207 210H208V208H207ZM52 211H53V213L55 212L54 210H51L50 212H52ZM6 212H7V210H6ZM6 212H4V213H6ZM37 212L39 213V211H37ZM55 213H56V212H55ZM68 213H69V212H68ZM174 213H175V212H174ZM179 213H180V212H179ZM57 214H58V213H57ZM2 215H3V214H2ZM4 215H5V214H4ZM37 215H38V214H37ZM53 215H54V214H53ZM53 215H52V216H53ZM54 216H55V215H54ZM0 217H2V216L0 215ZM57 217H58L59 220H61V221L66 220V219H64V218H66L64 215L62 216L61 214H58ZM172 217H174V216H172ZM198 217H200V215H198ZM6 218H7V217H6ZM9 218H10V217H9ZM182 218H183V217H182ZM40 219H41V218H40ZM178 219H179V218H178ZM196 220H197V219H196ZM174 221H175V219H174ZM179 221H180V219H179ZM59 222H60V221H59ZM65 222H66V221H65ZM65 222H64V223H65ZM201 222H202V221H201ZM40 223H41V222H40ZM181 223H182V222H181ZM183 223H184V222H183ZM204 223H205V222H204ZM41 224H42V223H41ZM61 224H62V223H61ZM70 225H71V223H70ZM70 225H69L68 227H71ZM178 225H179V224H178ZM188 225H189V224H188ZM249 225H250V224H249ZM5 226H4V227H5ZM64 226L66 227V224H65ZM209 226H210V225H209ZM186 227H187V226H186ZM206 227H207V226H206ZM68 229H69V228H68ZM63 230H64V228H63ZM69 230H70V229H69ZM248 230H249V228H248ZM193 231H194V230H193ZM182 232H183V231H182ZM184 232H185V231H184ZM200 232H201V231H200ZM71 233H72V232H71ZM180 233H181V232H180ZM212 233H213V232H212ZM186 234H187V233H186ZM194 234H195V231H194ZM204 234H205V233H204ZM188 235H190V234H188ZM246 235H247V234H246ZM101 236H102V235H101ZM185 236H186V235H185ZM190 236H191V235H190ZM205 236H206V235H205ZM107 237H108V236H107ZM194 237H195V236H193V239H194ZM98 239H100V238H98ZM189 239H190V238H189ZM189 239H188V240H189ZM197 239L200 240V238H197ZM40 242H41V241H40ZM196 243H197V242H196ZM198 244H199V243H198ZM246 244H247V243H246ZM41 245H42V243H41ZM192 245H194V244L192 243ZM8 246H9V245H8ZM35 246H36V244H35ZM189 246H190V245H189ZM196 246H197V244H196ZM247 246H248V245H247ZM12 247H13V245H12ZM36 247H37V246H36ZM192 247H194V246H192ZM245 247H246V246H245ZM8 248H9V247H8ZM32 248H33V247H32ZM197 248H198V247H197ZM33 249H34V248H33ZM200 249H201V247H200ZM243 249H244V248H243ZM190 250H191V249H190ZM198 250H199V249H198ZM241 250H242V249H241ZM160 251H161V250H160ZM191 251H195V248H194V250H193V248H192ZM201 251H202V250H201ZM244 251H245V250H244ZM36 252H37V249H36ZM192 253H193V252H192ZM197 253H198V252H197ZM35 254H36V253H34V255H35ZM36 255H37V254H36ZM189 255H191V254L189 253ZM195 255H196V254H195ZM198 255H199V254H198ZM3 256H4V255H3ZM3 256H2V261H3V263H4L5 260H3ZM98 256H100V254H99ZM106 256H107V255H106ZM184 257H185V256H184ZM186 257H187V256H186ZM239 257H240V256H239ZM0 258H1V257H0ZM100 258H101V257H100ZM197 258H198V257H197ZM204 258H206V257H204ZM230 258L232 259V257H230ZM111 259H112V258H111ZM188 259H189V258H188ZM191 259H192V258H191ZM199 259H200V258H199ZM202 259H203V258H202ZM34 260H35V259H34ZM194 260H195V258H194ZM197 260H198V259H197ZM239 260H240V259H239ZM87 261H88V260H87ZM99 261H100V259H99ZM109 261H111V260H109ZM201 261H202V260H201ZM204 261H205V260H204ZM204 261H203V262H204ZM91 262H92V261H91ZM102 262H103V260H102ZM111 262H112V261H111ZM188 262H189V260H188ZM231 262H232V261H231ZM250 262H251V261H250ZM5 263H6V262H5ZM83 263H84V262H83ZM95 263H96V262H95ZM191 263H192V262H191ZM195 263H196V261H195ZM211 263H212V262H211ZM0 264H1V263H0ZM80 264H82V262H81ZM104 264H105V263H104ZM106 264H108V263H106ZM205 264H207V263H205Z\"/></svg>",
	"mask_w": 264,
	"mask_h": 264
}]
</instances>
